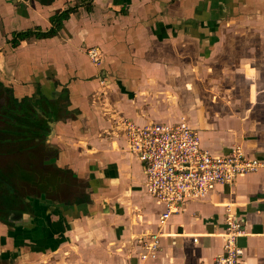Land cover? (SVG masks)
Here are the masks:
<instances>
[{
  "label": "crops",
  "instance_id": "1",
  "mask_svg": "<svg viewBox=\"0 0 264 264\" xmlns=\"http://www.w3.org/2000/svg\"><path fill=\"white\" fill-rule=\"evenodd\" d=\"M9 93L42 101L45 165L68 178L0 222V264H142L150 233L160 245L146 264H215L228 210L243 221L242 264H264V167L160 227L163 204L119 124L185 119L212 155L241 144L264 162V0H0V99Z\"/></svg>",
  "mask_w": 264,
  "mask_h": 264
},
{
  "label": "built area",
  "instance_id": "2",
  "mask_svg": "<svg viewBox=\"0 0 264 264\" xmlns=\"http://www.w3.org/2000/svg\"><path fill=\"white\" fill-rule=\"evenodd\" d=\"M87 55L93 65L102 64L99 48H89ZM119 124L128 150L143 166L147 193L163 204L160 227L181 212L185 201L207 195L213 184H231L238 175L264 167L263 161L248 158L241 144L225 155H212L202 148L199 133L185 119L174 124L145 125L122 119ZM225 225L224 253L215 259V264H242L238 239L245 232L243 221L228 210ZM160 237L159 233L145 236L142 264L157 256Z\"/></svg>",
  "mask_w": 264,
  "mask_h": 264
},
{
  "label": "trees",
  "instance_id": "3",
  "mask_svg": "<svg viewBox=\"0 0 264 264\" xmlns=\"http://www.w3.org/2000/svg\"><path fill=\"white\" fill-rule=\"evenodd\" d=\"M25 36L26 34L19 35L20 38ZM17 44L18 41L14 42V45ZM41 103V100L35 103L30 99L20 101L10 93L5 99H0V222L10 226L25 213L32 211L31 203L25 199L30 195L23 193V188L25 187V191L27 187L31 188L40 195L45 191L41 188L46 187V181L40 182L38 188V184H34V179L28 176L30 170L27 166L23 167L20 163H15L9 168L7 163H2L1 158L12 153L25 154V152H32L31 158H37V154L46 155L47 158L55 154L54 149L46 147L50 126L35 108L36 106L40 108ZM10 148H14V151ZM43 165L46 167L45 164ZM44 166L41 170L48 168ZM53 168L57 169L55 166Z\"/></svg>",
  "mask_w": 264,
  "mask_h": 264
},
{
  "label": "rangeland",
  "instance_id": "4",
  "mask_svg": "<svg viewBox=\"0 0 264 264\" xmlns=\"http://www.w3.org/2000/svg\"><path fill=\"white\" fill-rule=\"evenodd\" d=\"M11 149V148H10ZM8 151H10L8 149ZM11 151H14V148L11 149ZM32 152H25V154H19V153H12V155H9L7 157H2L1 161L2 163H7L8 167L10 168L11 166H13L15 163H20L21 166L25 167L27 166V168L30 170L28 171V176L30 178H33L34 180V184H38V188L40 187V182L44 183L46 180H49L51 182H55V180H57V178H62L64 180H66L68 177L65 176L64 174H61L60 172L56 171L53 167H48V169H44L41 170V167H43L46 161H48L46 155H39L37 154V158H31L30 154ZM4 164V165H5ZM43 165V166H42ZM45 167V166H44ZM32 168V169H31ZM46 168V167H45ZM58 172V173H57ZM54 173H55V179H54ZM22 186H24V184H22ZM45 185L43 184V187ZM43 190H46L45 188H41ZM23 193H25L26 195H38L33 189L31 188H26L25 191V187L23 188Z\"/></svg>",
  "mask_w": 264,
  "mask_h": 264
}]
</instances>
